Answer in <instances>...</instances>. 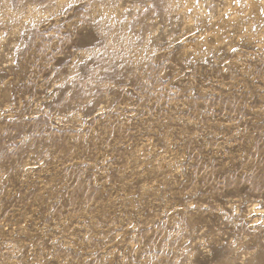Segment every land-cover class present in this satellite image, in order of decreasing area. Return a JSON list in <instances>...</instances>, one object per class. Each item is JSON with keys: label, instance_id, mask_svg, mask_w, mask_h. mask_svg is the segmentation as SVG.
<instances>
[{"label": "rangeland", "instance_id": "374dc122", "mask_svg": "<svg viewBox=\"0 0 264 264\" xmlns=\"http://www.w3.org/2000/svg\"><path fill=\"white\" fill-rule=\"evenodd\" d=\"M0 264H264V0H0Z\"/></svg>", "mask_w": 264, "mask_h": 264}, {"label": "bare ground", "instance_id": "6f19581e", "mask_svg": "<svg viewBox=\"0 0 264 264\" xmlns=\"http://www.w3.org/2000/svg\"><path fill=\"white\" fill-rule=\"evenodd\" d=\"M147 152H148V151H147ZM149 154H150V153H149ZM157 160H158V159H157ZM162 165H163V164H162ZM256 211H257V210H256ZM256 211H255V212H256Z\"/></svg>", "mask_w": 264, "mask_h": 264}]
</instances>
